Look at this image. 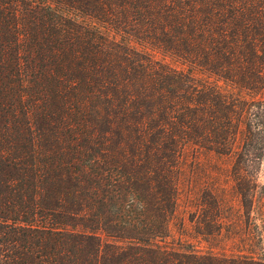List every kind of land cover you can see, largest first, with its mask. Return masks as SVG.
<instances>
[{"label":"trees","instance_id":"obj_1","mask_svg":"<svg viewBox=\"0 0 264 264\" xmlns=\"http://www.w3.org/2000/svg\"><path fill=\"white\" fill-rule=\"evenodd\" d=\"M189 150L249 217L264 0H0V264H264L159 245Z\"/></svg>","mask_w":264,"mask_h":264},{"label":"rangeland","instance_id":"obj_2","mask_svg":"<svg viewBox=\"0 0 264 264\" xmlns=\"http://www.w3.org/2000/svg\"><path fill=\"white\" fill-rule=\"evenodd\" d=\"M162 59L161 55H157ZM165 63L180 67L166 58ZM222 90L228 86L211 77ZM231 159L189 150L182 164L179 201L169 222L170 234L159 242L166 249L198 255L264 258V163L255 177V203L247 217L231 177ZM104 238V237H102Z\"/></svg>","mask_w":264,"mask_h":264}]
</instances>
